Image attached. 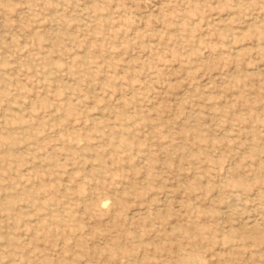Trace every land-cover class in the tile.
I'll return each mask as SVG.
<instances>
[{
    "label": "rangeland",
    "instance_id": "1",
    "mask_svg": "<svg viewBox=\"0 0 264 264\" xmlns=\"http://www.w3.org/2000/svg\"><path fill=\"white\" fill-rule=\"evenodd\" d=\"M0 264H264V0H0Z\"/></svg>",
    "mask_w": 264,
    "mask_h": 264
}]
</instances>
